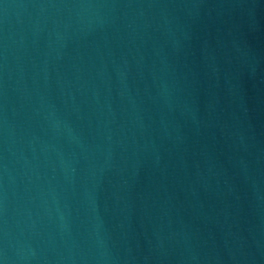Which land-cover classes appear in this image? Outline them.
<instances>
[{
  "label": "water",
  "instance_id": "1",
  "mask_svg": "<svg viewBox=\"0 0 264 264\" xmlns=\"http://www.w3.org/2000/svg\"><path fill=\"white\" fill-rule=\"evenodd\" d=\"M0 264H264V0H0Z\"/></svg>",
  "mask_w": 264,
  "mask_h": 264
}]
</instances>
